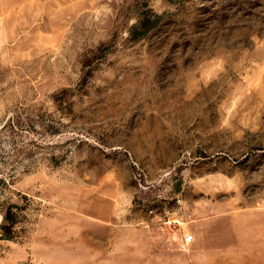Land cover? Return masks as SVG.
Wrapping results in <instances>:
<instances>
[{"label": "rangeland", "instance_id": "obj_1", "mask_svg": "<svg viewBox=\"0 0 264 264\" xmlns=\"http://www.w3.org/2000/svg\"><path fill=\"white\" fill-rule=\"evenodd\" d=\"M155 212L264 218V0H0L5 264H264L155 259Z\"/></svg>", "mask_w": 264, "mask_h": 264}, {"label": "crops", "instance_id": "obj_2", "mask_svg": "<svg viewBox=\"0 0 264 264\" xmlns=\"http://www.w3.org/2000/svg\"><path fill=\"white\" fill-rule=\"evenodd\" d=\"M3 214L0 213V223L2 221ZM161 216L155 212V259H171L175 250L188 249L190 257L195 258H208L211 252L221 251L225 249L226 244H232L230 248H235L241 255L248 254L251 259L264 260V218H251L247 219H234L231 225V233L225 235L220 231L219 234H211V227H218L219 224L216 221L200 220L191 226L190 231L193 233V239L190 242L185 241V236L181 235L178 239L175 236H171L167 233L169 230L168 223L170 217L163 218V223H158V219ZM216 223V224H215ZM159 228L165 229L162 233ZM169 232V231H168ZM157 233V234H156ZM3 241V238H0ZM117 251H121L123 255L121 258H133L138 257L136 254L137 249L129 244H120L115 248ZM3 259V260H2ZM7 257L1 256L0 264L6 263ZM93 259V260H92ZM95 258L89 256L87 264H94ZM50 264H84L81 259L66 257L60 259V257Z\"/></svg>", "mask_w": 264, "mask_h": 264}, {"label": "trees", "instance_id": "obj_3", "mask_svg": "<svg viewBox=\"0 0 264 264\" xmlns=\"http://www.w3.org/2000/svg\"><path fill=\"white\" fill-rule=\"evenodd\" d=\"M155 21V23H154ZM159 21V16H155V19L150 16L143 17L139 22V27L142 33L148 31L154 24L156 25Z\"/></svg>", "mask_w": 264, "mask_h": 264}, {"label": "built area", "instance_id": "obj_4", "mask_svg": "<svg viewBox=\"0 0 264 264\" xmlns=\"http://www.w3.org/2000/svg\"><path fill=\"white\" fill-rule=\"evenodd\" d=\"M184 238L186 242H190L193 239V234H186Z\"/></svg>", "mask_w": 264, "mask_h": 264}]
</instances>
